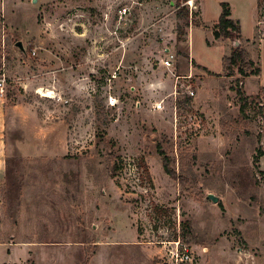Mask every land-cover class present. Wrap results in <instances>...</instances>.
<instances>
[{
    "label": "rangeland",
    "instance_id": "1",
    "mask_svg": "<svg viewBox=\"0 0 264 264\" xmlns=\"http://www.w3.org/2000/svg\"><path fill=\"white\" fill-rule=\"evenodd\" d=\"M199 1L0 0V264H264V0Z\"/></svg>",
    "mask_w": 264,
    "mask_h": 264
},
{
    "label": "trees",
    "instance_id": "2",
    "mask_svg": "<svg viewBox=\"0 0 264 264\" xmlns=\"http://www.w3.org/2000/svg\"><path fill=\"white\" fill-rule=\"evenodd\" d=\"M221 12L218 20L213 25L212 29V36L215 40H221V39H227L234 41H239L241 38V32L240 27L237 21L233 20L231 18V10L228 6V4L221 3L220 4ZM196 24V23H195ZM196 26H199L196 24ZM204 26V25H203ZM202 70L207 73V75L211 76V73L203 68L200 67ZM222 68L228 77H238L237 79V94L239 96L240 101L242 102L240 106V111L244 112L245 108L248 106V102L254 101L258 106H260L261 101L259 100V97L257 96L254 99H249L245 97L244 92L242 90V82L243 79L250 76H259L260 69L259 67H255L254 62L250 58L248 52L240 47H233L231 50V53L229 56H225L222 59ZM263 98H264V89L261 91ZM263 149L258 148L256 150V155L254 156V165L258 166L260 159L263 157ZM163 170L164 172L170 176L174 180H178L179 177L175 174L174 171L169 169L168 165L166 164V158L163 161ZM139 166L142 168V171L145 175V177L150 180V175L147 169V166L144 162V160L140 161ZM261 175H264L263 171H259Z\"/></svg>",
    "mask_w": 264,
    "mask_h": 264
},
{
    "label": "built area",
    "instance_id": "3",
    "mask_svg": "<svg viewBox=\"0 0 264 264\" xmlns=\"http://www.w3.org/2000/svg\"><path fill=\"white\" fill-rule=\"evenodd\" d=\"M126 16V9L123 8L119 10L118 18L119 20L124 19ZM174 54L170 51H167L165 54V59L161 61L162 67L165 69H170L174 64ZM3 83L4 80L0 79V95H2L3 91ZM192 95V93H190ZM157 108L159 109L160 106L158 105ZM175 246V252L171 254L172 260H174V264H182V263H192L193 258L191 256V251L189 250L188 246L180 244L179 241L173 242Z\"/></svg>",
    "mask_w": 264,
    "mask_h": 264
},
{
    "label": "water",
    "instance_id": "4",
    "mask_svg": "<svg viewBox=\"0 0 264 264\" xmlns=\"http://www.w3.org/2000/svg\"><path fill=\"white\" fill-rule=\"evenodd\" d=\"M233 44H234V47L236 48V47H238L240 45V42L239 41H234ZM16 46L21 51H23V47H22L21 43H17ZM207 198L210 199L213 203H217V201L219 200L218 197H216V196H214L212 194L207 195Z\"/></svg>",
    "mask_w": 264,
    "mask_h": 264
},
{
    "label": "crops",
    "instance_id": "5",
    "mask_svg": "<svg viewBox=\"0 0 264 264\" xmlns=\"http://www.w3.org/2000/svg\"><path fill=\"white\" fill-rule=\"evenodd\" d=\"M201 1V0H200ZM200 1H199V3H200ZM200 5V4H199ZM218 11V13H220L219 12V9L217 10ZM231 17H232V15H231ZM233 19V18H232ZM254 19V18H253ZM234 20V19H233ZM202 23L206 26V25H209V24H206L205 22H203L202 21ZM216 23V21H212L211 23H210V25H213V24H215ZM194 30V29H193ZM193 30H191L190 32H193ZM199 30H201V29H199ZM203 31V30H202ZM206 31V30H205ZM211 33V32H210ZM190 34V33H189ZM190 36V35H189ZM253 37V33L251 34V37L250 38H244L245 40H250L251 38ZM243 38V37H242ZM188 54L190 55V50L188 51ZM263 153H264V149H263ZM263 157H264V155H263ZM262 157V158H263ZM264 170V169H263ZM0 176H1V174H0Z\"/></svg>",
    "mask_w": 264,
    "mask_h": 264
}]
</instances>
